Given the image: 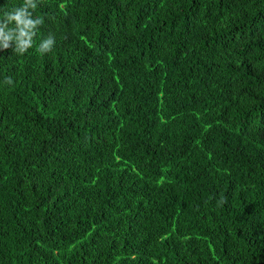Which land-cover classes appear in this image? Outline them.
<instances>
[{
    "label": "trees",
    "instance_id": "trees-1",
    "mask_svg": "<svg viewBox=\"0 0 264 264\" xmlns=\"http://www.w3.org/2000/svg\"><path fill=\"white\" fill-rule=\"evenodd\" d=\"M36 3L0 49V264H264V0Z\"/></svg>",
    "mask_w": 264,
    "mask_h": 264
},
{
    "label": "clouds",
    "instance_id": "clouds-1",
    "mask_svg": "<svg viewBox=\"0 0 264 264\" xmlns=\"http://www.w3.org/2000/svg\"><path fill=\"white\" fill-rule=\"evenodd\" d=\"M36 7V0H23L22 6L3 12L0 16V49H8L9 41H15L13 52L23 55L33 46L36 31L43 23L41 18L33 16ZM54 44L55 40L50 35L41 41L37 51L45 54L51 51ZM7 82L11 83V80Z\"/></svg>",
    "mask_w": 264,
    "mask_h": 264
}]
</instances>
